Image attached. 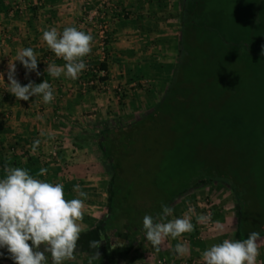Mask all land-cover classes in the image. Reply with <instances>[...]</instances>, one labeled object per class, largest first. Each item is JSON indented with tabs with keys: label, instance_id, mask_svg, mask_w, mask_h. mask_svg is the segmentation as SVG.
<instances>
[{
	"label": "crops",
	"instance_id": "crops-1",
	"mask_svg": "<svg viewBox=\"0 0 264 264\" xmlns=\"http://www.w3.org/2000/svg\"><path fill=\"white\" fill-rule=\"evenodd\" d=\"M178 12V0H0V179L6 176L5 167L23 168L34 178L63 184L66 199L78 198L73 187L81 185L88 194L81 235L88 236L87 232L106 212L107 177L98 155L86 149L95 146L93 140L82 145L79 133L90 130L97 122L121 123L155 104L175 61ZM88 13L94 14V25L85 22ZM69 26L93 36L91 53L83 59L94 72L84 70L75 80L63 74L53 78L46 72L47 65L63 66L65 61L42 40L43 30L55 27L62 32ZM29 47L37 55L36 72L14 61L20 49ZM12 63L15 78L22 86L47 80L53 86L55 99L49 104L41 96L17 100L7 86L8 65ZM100 63H104V69L98 68ZM97 76L104 78L92 86L82 85ZM37 140L40 143L33 152ZM53 149L54 157L49 153ZM41 168L48 169L45 175H39ZM192 198L185 200L187 206H169L173 212L164 222L181 218L189 207L197 215L204 214L205 204L192 202ZM210 213L222 230L214 223L199 224L196 215L190 214L196 235L192 231L176 239L169 237L159 250L147 241L145 231L116 237L109 233V238L100 236L96 249L83 246L88 238L79 240L76 258L63 264H89L100 251L110 255L102 260L98 253L99 258L91 259V264H204L202 253L212 245L224 239L243 240L237 234L230 206H213ZM162 215L163 211L154 222H160ZM183 242L190 245V255L179 256L173 251L177 243ZM257 243V264H264V237L260 235ZM46 254L48 264H52L50 254ZM0 264H14L6 248H0Z\"/></svg>",
	"mask_w": 264,
	"mask_h": 264
},
{
	"label": "rangeland",
	"instance_id": "rangeland-1",
	"mask_svg": "<svg viewBox=\"0 0 264 264\" xmlns=\"http://www.w3.org/2000/svg\"><path fill=\"white\" fill-rule=\"evenodd\" d=\"M200 6L201 17H217L215 28L210 24L191 35L201 59L176 69L152 126H135L126 143L123 218L141 226L145 215L157 213L177 192L167 206H187L193 196L211 212L213 206L234 211L231 194L220 184H196L184 192L194 180L223 173L237 178V193L245 188L242 221L264 232V0H200ZM92 146L86 149L99 157Z\"/></svg>",
	"mask_w": 264,
	"mask_h": 264
},
{
	"label": "clouds",
	"instance_id": "clouds-1",
	"mask_svg": "<svg viewBox=\"0 0 264 264\" xmlns=\"http://www.w3.org/2000/svg\"><path fill=\"white\" fill-rule=\"evenodd\" d=\"M42 40L56 57L65 61L63 66L49 63L46 72L53 78L62 74L75 80L82 71L86 70L84 57L92 50L93 36L75 26L65 27L62 32L55 27L43 30ZM14 61L29 72L37 70V55L29 47L20 49ZM40 75L39 72L36 73ZM0 80L3 75L0 74ZM8 91L17 100L28 101L30 97L41 96L45 104L54 99L53 86L44 80L39 84L29 82L22 86L15 78V63L8 65ZM40 142L33 144V152ZM6 176L0 179V248H6L14 264H48L46 253L51 256L52 264H63L64 261L74 260L77 243L83 227L85 200L88 194L81 185L76 184L73 191L78 198L66 199L64 186L61 183H49L34 178L29 171L18 167H5ZM48 169L41 168L39 175H45ZM163 215L160 222H154L151 215L143 217V229L147 241L159 250V246L169 237L176 239L185 233L194 231L192 215H196L199 224L214 223L222 230L219 221H212L211 213L195 214V209L181 217L164 222L171 216L173 209L162 205ZM260 238L258 232H252L244 240L224 239L222 243L214 244L203 251L204 264H257L260 255ZM30 242V243H29ZM98 242H89V247L96 249ZM43 246V251L40 247ZM173 251L179 256L190 255L191 249L187 242L177 243ZM99 258L95 253L90 258Z\"/></svg>",
	"mask_w": 264,
	"mask_h": 264
},
{
	"label": "trees",
	"instance_id": "trees-1",
	"mask_svg": "<svg viewBox=\"0 0 264 264\" xmlns=\"http://www.w3.org/2000/svg\"><path fill=\"white\" fill-rule=\"evenodd\" d=\"M202 3V2H201ZM179 12H178V24L179 29L177 33V41H176V55L173 67L171 69L169 78L165 84L163 89V97L158 100L151 108L144 111L140 116L132 119L130 122L122 125L118 120L111 121H103L97 122L93 124L92 128L85 132L79 133L78 141L82 145H86L87 141L93 140V144L97 147L99 153V163L107 177V204H106V212L103 215L100 222L95 225L93 229H90L87 233L88 236L81 235L80 239H87L90 241H97L100 236L109 238V233L113 237L118 236L119 234L128 233L134 235L136 233H140L145 231L143 229V221L142 225L139 226L140 222L137 226L136 223H132L129 221H125L123 207L122 206V189H121V172L124 168L123 164V156H126L127 152L130 150L127 148V141L133 135V130L135 126L141 125L142 128H147L152 126L154 116L153 112H155L160 106V102L164 97L168 94L170 88L173 85V80L176 72V69L186 68L188 64H191L194 60L201 59L199 58V54L197 53V49L195 46L191 45L190 39L193 33L199 36L201 28L206 29L207 27L212 26L211 29L215 28L217 23V17H205V13L203 17H201V12L203 11L200 6V0H178ZM215 14V12H211ZM210 13V14H211ZM200 28V30H199ZM186 38L189 41H186ZM197 53V54H196ZM99 69H104V63H100L98 66ZM103 76H97L96 80H102ZM159 106V107H158ZM89 143V142H88ZM127 149V150H126ZM233 175V174H232ZM229 176V175H228ZM216 179H199L194 180L191 187L185 189L184 192L190 190L196 184H205V183H217L221 186H224L226 190L231 194L234 204H235V221H236V231L237 234L244 240L248 237V235L252 232H258L261 236L264 237V232L262 229L257 228H248L247 219L243 222L242 214H241V206L243 205L245 198V188H242V192L236 191L237 183L235 182L237 178H232L229 176V179L225 177L223 173H218L215 177ZM241 188V187H240ZM241 190V189H240ZM183 192V193H184ZM182 193V194H183ZM181 195V194H180ZM179 196V193L172 195L171 198L167 201V205L171 203V201ZM122 199V200H121ZM160 213H162V207L158 210L157 213L150 214L153 218H156ZM99 241V240H98ZM82 244V242H81ZM130 244V243H129ZM85 246V245H83ZM89 247V243H88ZM93 249V248H91ZM40 251H43V246L40 247ZM102 250H107L103 248ZM105 252V251H104ZM103 251L98 252L101 256L102 260H105L110 253L107 251L106 254ZM49 255V253H48ZM47 256V254H46Z\"/></svg>",
	"mask_w": 264,
	"mask_h": 264
},
{
	"label": "built area",
	"instance_id": "built-area-1",
	"mask_svg": "<svg viewBox=\"0 0 264 264\" xmlns=\"http://www.w3.org/2000/svg\"><path fill=\"white\" fill-rule=\"evenodd\" d=\"M93 16H94V14H90V13H88L86 16H85V22H87L88 24H93L94 25V21H93ZM101 32V31H100ZM104 39V36H103V33H101L100 34V45L102 46L103 45V42H102V40ZM85 71H88V72H90V73H93L94 72V70H92L91 68H89L88 67V65H87V67H86V70ZM95 83H98V81L95 79V78H92V79H87L82 85H89V86H92L93 84H95ZM50 153V156H52V157H54L55 155H56V150L55 149H53L51 152H49ZM203 210H204V214H208V213H210L211 212V209L209 208V206H204L203 207ZM208 224H210V223H208ZM207 224V225H208ZM160 261H157V263H159Z\"/></svg>",
	"mask_w": 264,
	"mask_h": 264
}]
</instances>
